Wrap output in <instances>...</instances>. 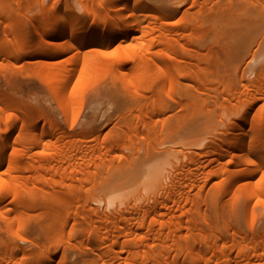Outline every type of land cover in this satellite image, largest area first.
Masks as SVG:
<instances>
[{"label":"bare ground","instance_id":"obj_1","mask_svg":"<svg viewBox=\"0 0 264 264\" xmlns=\"http://www.w3.org/2000/svg\"><path fill=\"white\" fill-rule=\"evenodd\" d=\"M11 1L0 0V55L42 85L34 105L0 88V264H264V68L252 82L241 72L248 54L264 55V0H51L23 22L28 35ZM219 67L241 73L238 86ZM95 84L137 101L120 179L88 175L123 167L95 162V120L79 121ZM153 115L161 138L138 161L136 129L153 135ZM71 182L91 184L80 211ZM212 204L227 207L220 225L202 210ZM76 216L85 225L59 234Z\"/></svg>","mask_w":264,"mask_h":264},{"label":"rangeland","instance_id":"obj_2","mask_svg":"<svg viewBox=\"0 0 264 264\" xmlns=\"http://www.w3.org/2000/svg\"><path fill=\"white\" fill-rule=\"evenodd\" d=\"M35 1V0H34ZM34 1H29V0H13L11 1L10 7L7 8L8 13L12 15L11 21L16 22L18 29L20 32H22L25 35H28L32 32L26 31L24 32V25L23 22L26 20L27 17L29 16H38L40 13V8L42 5L48 4L51 0H36ZM237 0H233V2H236ZM33 2V3H31ZM181 4L183 7H187V1L186 0H181ZM6 20L2 21L0 23V33L2 29L4 28ZM12 23V22H11ZM14 25V24H13ZM254 30V29H252ZM251 32V31H250ZM253 35H256L257 32L254 30L252 32ZM251 33V34H252ZM255 33V34H254ZM251 36V35H250ZM257 41L259 40L258 38L256 39ZM30 45V44H28ZM256 48L255 45H252L251 47ZM260 51H257L256 54H254V57H252L251 54H248L244 60L241 62V72L242 76L244 77L245 81L252 82L253 80L256 79L257 75L260 74L264 68V55H259ZM223 59V58H222ZM251 59V60H250ZM224 60V59H223ZM250 60V61H249ZM249 61L248 66L244 65L245 62ZM21 62L20 60H15L13 58H7L3 57L0 55V88H4V91L12 97L18 98L24 97L22 100L30 102L28 104L34 105L33 99H29V96H40V94L36 91L33 90L31 87L34 84L37 85H42V82L39 77L35 75L34 69L31 66L29 69L25 67L20 66ZM227 65V64H226ZM244 65V67H243ZM228 66V65H227ZM220 68V67H219ZM222 69V68H220ZM228 69V67H227ZM225 70V67L222 69L224 71L220 70V75L221 77L225 78L228 82L233 83V85H237V80L238 77L240 76L241 73H237V75L233 74L231 70ZM214 70V69H213ZM243 70V71H242ZM3 73H6L5 75ZM4 76V77H2ZM6 77V79H5ZM3 79V80H2ZM7 81V83H2V81ZM5 81V82H6ZM108 81V80H107ZM9 82V83H8ZM104 83L103 81H101ZM107 83V82H106ZM98 84V83H97ZM2 85V86H1ZM11 85V86H10ZM96 85V84H95ZM94 85V86H95ZM104 84H101L100 86H103ZM93 86V88H94ZM13 87V90H12ZM19 87H21L19 89ZM99 87V84H98ZM18 88V89H17ZM31 88V89H30ZM101 88V89H100ZM99 89L97 88L96 85V90L95 88L91 90V87L87 89V95H83V99L81 100V109L82 112L80 114V119L79 121L82 123L84 117V121L87 119L95 120V127L98 129L99 132L96 134L89 135L88 139H90L91 144L97 146L100 148V154L95 158V162L99 163L100 159H113L114 161H119L122 162L123 167H120V170H116V174L113 175L112 169H101V168H95L94 165L90 166L89 169V174L92 175L95 174L96 179L98 180L99 178L103 177H110L113 179H120L122 178L126 171L125 167L127 164L126 158L127 156H132V153L134 151H130L129 149V142L126 137H125V132H127L130 129H133V126L135 124V120L133 117H128V113L134 114L135 113V105L137 101L133 99L130 101L127 97V94H125L123 97L120 96L117 91H111L107 90L106 87H100ZM7 89V91H6ZM11 89V90H10ZM18 90V91H17ZM21 91V92H20ZM121 92H124L123 90H120ZM31 95L32 93H34ZM24 93V94H23ZM119 95H118V94ZM141 93L145 96V98H153V93L149 92L148 89H143ZM28 94V96H25ZM23 95V96H21ZM161 95V94H160ZM18 96V97H17ZM87 96V97H86ZM28 99H27V98ZM19 99V98H18ZM21 99V98H20ZM26 101V103H27ZM182 112V109L178 107L177 105L174 106V109L172 111H167L166 113L168 114H174L170 119L175 118L178 114ZM87 114V115H85ZM81 115H85L84 117ZM90 118H89V116ZM92 115V116H91ZM121 115H124L126 118L121 119ZM214 117V116H213ZM87 118V119H86ZM159 119V120H157ZM157 120V121H156ZM174 121V120H173ZM78 122V124H81ZM97 122V124H96ZM162 122H165L164 119L157 118L156 116H150L149 119V126L151 127L150 129L153 130V135L150 136V132L147 129L141 128L139 125L137 126L136 129V136L134 139L136 141H139V143L142 144L141 149L138 151V161L139 159L144 158L143 156L145 155V150H146V144L147 142L150 143L154 142L153 139H159L158 133L160 126L163 124ZM78 126V125H77ZM63 131L69 132L68 127L65 125L63 128ZM57 139L61 141V139H64L62 135H57ZM116 137H121L120 139H117ZM148 143V144H149ZM147 144V145H148ZM153 146V143L151 144ZM149 144V146H151ZM149 148L150 150L153 148ZM148 147V146H147ZM148 149V148H147ZM109 171V172H108ZM119 173V174H118ZM136 172H134L135 174ZM123 174L122 177L120 175ZM87 175L86 172L83 173V176ZM99 177V178H98ZM91 184H81L79 182H71L69 183L68 189H71L72 191H76L79 194V199H75L72 196L70 197V210L77 209L80 211L82 207H86L87 205V197L88 192H89V187ZM214 189V185L211 183H208L207 185L204 186V189L202 190V193H205L206 191H212ZM60 190V189H59ZM65 189H61V191H64ZM68 191H64L61 194L63 196H66ZM68 196V195H67ZM223 200H227L228 198H222ZM151 203V201H150ZM218 206L215 204L208 206H202V210L205 212L206 217L208 218L209 222L213 225H220V222L223 218V213L226 211L227 207L221 208V210L217 209ZM36 214L31 216V218L35 219L37 218ZM81 225H85L83 222L82 218L79 216H76L75 218L69 217L67 224L64 226L63 230L59 233L63 235L64 237L67 236L69 230L70 232L72 229L78 230V228ZM205 227V226H204ZM35 229H31L29 231V236H32L36 240L38 239L37 236V231H34ZM5 238H11V234H8L10 236L6 237L5 234H3ZM4 238V239H5ZM210 240L216 239L215 235H211ZM40 239V238H39ZM39 241V240H38ZM42 241V240H40ZM168 243L170 244L171 241L168 240ZM22 244V243H21ZM22 245L25 246L23 243ZM30 247L33 249H37L35 245H30ZM29 248V249H31ZM175 251L173 249L169 250V254L173 255ZM181 254H179V259L181 258Z\"/></svg>","mask_w":264,"mask_h":264}]
</instances>
